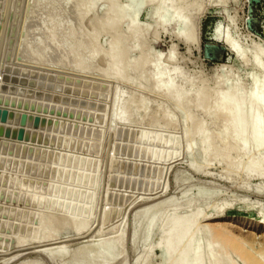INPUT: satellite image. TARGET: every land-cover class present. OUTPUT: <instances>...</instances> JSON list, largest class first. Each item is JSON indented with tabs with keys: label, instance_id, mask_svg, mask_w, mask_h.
<instances>
[{
	"label": "rangeland",
	"instance_id": "rangeland-1",
	"mask_svg": "<svg viewBox=\"0 0 264 264\" xmlns=\"http://www.w3.org/2000/svg\"><path fill=\"white\" fill-rule=\"evenodd\" d=\"M77 1L0 0V84L103 106L92 109L0 92L1 107L52 121L46 128L22 126L30 137L41 136L40 141L0 137V264H78L87 254L82 248L106 243L115 245L94 256L101 263L118 254L121 264H164L158 247L170 237L160 231L175 214H188V222L207 218L200 220L193 243L220 239L214 244L223 264H247L229 245L236 240L264 263V226L259 224L264 221V147L256 150L249 136L237 143L232 136L237 110L223 113L226 104L235 102L230 91L243 95L236 106L245 109L257 103L264 89V0H168L161 16L159 10L149 15L157 0H144L133 12L137 0H98L86 24L99 37L100 52L92 58L86 30L78 31ZM177 5L181 16H189L183 37L181 20L160 22ZM107 20L114 21V29L105 27ZM68 33L78 35L81 44L73 53ZM109 50L116 60L105 61ZM143 61L145 68L140 67ZM156 63L164 78L155 74ZM6 65L55 78L35 77L34 86L3 81ZM116 70L130 82L113 77ZM141 78L143 88L135 83ZM48 82L51 88L45 87ZM154 84L172 89L160 91ZM186 91L192 92L180 105L169 99L172 92ZM203 102L206 107H196ZM126 105L130 107L122 112ZM183 113L195 125L189 121L184 126ZM252 116L241 124L251 126ZM3 125L21 127L14 121ZM198 125L212 139L204 145L198 137L192 157L185 151L190 141L186 130L194 132ZM204 149L214 153L205 156ZM256 158L258 172L248 174L245 168ZM53 203L75 206L71 216L76 219L67 220V231L47 219ZM155 219L160 224L147 238ZM46 231L55 235L44 242ZM216 231L229 236L224 237L228 245L214 236ZM201 256L200 262L216 264L213 253Z\"/></svg>",
	"mask_w": 264,
	"mask_h": 264
},
{
	"label": "bare ground",
	"instance_id": "bare-ground-1",
	"mask_svg": "<svg viewBox=\"0 0 264 264\" xmlns=\"http://www.w3.org/2000/svg\"><path fill=\"white\" fill-rule=\"evenodd\" d=\"M66 1V0H65ZM98 0H79L78 2V6H74L76 7V14L78 15V18H79V24H80V33L82 34L85 30H86V33H87V36H88V39H87V43L88 45H90V52L91 54L88 55L89 58H92V56L94 54H97L96 52H100L99 51V45L97 44V33L95 31H93V28L89 30V27H86V24L87 22L89 23V21H91L89 18L91 16H93V14L91 15V12L92 10L95 8V5L97 3ZM144 0H137V2L134 4V6L132 7V12L135 10V9H139L142 5ZM152 1V0H151ZM168 0H157V4H156V8L153 9V11L150 12V16L154 15L156 13V10H157V13L160 12V15L161 16V11H163V9L165 8V5L167 3ZM76 4V2H75ZM112 4V3H111ZM115 4V3H113ZM132 5V4H131ZM110 7H112L110 5ZM55 8V7H54ZM13 9V8H12ZM111 9V8H110ZM59 10V9H58ZM159 10V12H158ZM179 10H180V6L177 5V7H175L170 13H168L166 19H162L160 18V22L161 23H167V22H170L171 20H176L179 21L181 20L183 22V29H182V35L181 37H183L184 35V32L186 30V23H187V19L189 18L188 14L187 16H181V14L179 13ZM35 12V11H34ZM75 12V11H74ZM67 13V12H66ZM124 13V12H123ZM157 13L155 15H157ZM49 14V13H48ZM125 14V13H124ZM128 14V13H127ZM114 16V15H113ZM119 16V15H118ZM124 16V15H123ZM60 17V16H59ZM129 17V16H128ZM17 18V17H16ZM63 18V17H62ZM70 18V17H69ZM126 18V16L124 17ZM107 19V18H106ZM127 19V18H126ZM125 19V20H126ZM99 20V19H98ZM102 20V19H100ZM124 20V19H123ZM53 21V20H52ZM114 22V21H113ZM107 20L106 23H105V27H110L112 29H114L115 25L114 23ZM119 22V21H118ZM102 23V22H101ZM117 23V22H116ZM115 23V24H116ZM123 23V22H122ZM70 25V24H69ZM123 25V24H122ZM58 26V25H57ZM68 26V25H67ZM89 26V24H88ZM97 26V25H95ZM79 27V26H78ZM110 28H108L109 30H111ZM88 29V30H87ZM54 30V29H53ZM73 30V29H72ZM75 30V29H74ZM69 31V30H68ZM71 31V30H70ZM77 29L74 31L76 33ZM72 33H74L73 31H71ZM79 33V34H80ZM50 34V33H49ZM60 34V33H59ZM49 36H52L53 37V34L49 35ZM66 36V35H65ZM76 37H78V35H74V34H71L68 33V38L70 39H73L72 41H74V48L69 50L70 52H74V50L78 51L79 47H80V43L77 42L76 40ZM51 38V37H49ZM47 39L49 40V42L51 43V39ZM99 38V37H98ZM97 38V39H98ZM16 39V38H15ZM227 39V38H226ZM47 40H46V43H47ZM55 40L52 39V41ZM42 42V41H41ZM65 42V41H64ZM45 43V42H44ZM57 43V42H56ZM56 43H53V44H56ZM72 43V42H71ZM227 43V42H226ZM61 43L57 44L60 46ZM100 44V43H99ZM230 41L229 43H227L226 45L228 47H231L230 46ZM45 45V44H44ZM52 45V44H51ZM68 45V44H67ZM66 46V45H65ZM41 47H42V44H41ZM44 48V47H43ZM60 49L62 48L61 46L59 47ZM114 48V47H112ZM111 48V49H112ZM81 49V48H80ZM110 49V50H111ZM234 49V48H233ZM33 50V49H32ZM108 51L106 52V55H107V60L105 59V61H108L112 58L113 60H116V57L117 55L112 53L111 51ZM236 50V49H234ZM65 51V50H64ZM116 51V49L114 50V52ZM28 54L31 56V53H29L30 51H27ZM34 52V51H33ZM72 52V53H73ZM116 53V52H115ZM126 53V52H125ZM242 53V52H241ZM263 53V52H262ZM71 54V53H70ZM75 54V53H74ZM85 55V54H84ZM104 55V56H106ZM244 55V54H242ZM39 56V55H38ZM245 56V55H244ZM97 57V56H96ZM32 58V57H31ZM75 58V57H74ZM94 59V58H93ZM98 59H99V56H98ZM97 59V62L101 61V60H98ZM104 60V59H102ZM96 60H94L95 62ZM150 61V60H149ZM93 62V61H92ZM100 63V62H99ZM98 63V64H99ZM145 61L141 62L140 64V67L141 68H145L147 66V64L145 65ZM151 63V62H150ZM154 63V62H152ZM84 64V63H83ZM101 64H102V61H101ZM99 64V65H101ZM114 64V63H113ZM103 66L105 65L104 63L102 64ZM102 66V67H103ZM108 66V65H107ZM99 67V66H98ZM155 71H156V75L159 74V76L161 75V69L159 67V65L156 63V66H155ZM97 69V67H95ZM110 68V66H109ZM108 68V69H109ZM75 70V69H74ZM83 70V69H82ZM99 70V69H98ZM124 72V71H123ZM106 73V72H105ZM111 73V72H110ZM110 73H108L110 75ZM124 74L126 75V73L124 72ZM124 74L122 73V71L120 70H116L115 72H112L111 75L113 77H115L116 79H119L120 81L122 79H124V81H129V79L124 76ZM157 76V77H159ZM109 77V76H108ZM161 77H163V75H161ZM164 78V77H163ZM161 79V78H160ZM159 79V80H160ZM118 80V81H119ZM130 82V81H129ZM92 83V82H91ZM137 85H140L141 86H146L145 84V78H141L139 81L135 82ZM136 86V85H135ZM139 87V86H138ZM155 89L157 90H163L165 91V89L167 88H171V87H164L163 85L161 86H158V85H155L154 86ZM143 88V87H141ZM145 88V87H144ZM172 89V88H171ZM174 90V89H173ZM90 91V90H89ZM159 91V92H160ZM216 91V90H215ZM158 92V93H159ZM192 91H189V92H178V93H171V96L169 97V99H171L174 103H177L180 105V102L181 100L185 99V97L187 96L188 93H191ZM194 93V92H193ZM192 93V95H194ZM199 93V92H198ZM197 93V94H198ZM215 93V92H214ZM227 93V91H226ZM235 99V102H232V103H229V104H226L225 107L223 108V113L224 114H228L230 112H232L233 110H237V113H236V116H235V119H234V122H235V125L237 127V129L232 132V136L234 139H236V142L239 143V142H242L246 136H249L250 137V140L252 142V144L254 145L255 149H260L261 147H264V121L261 123L260 122V119H261V116L262 114H264V89L262 90V93L261 94H258L256 96L257 98V103L255 102H252L250 104L249 107L245 108V109H237V101L241 100L242 97L240 96L239 92L238 91H235L233 90L232 92L230 91L229 92ZM228 93V94H229ZM200 94V93H199ZM222 94V93H221ZM118 95V94H117ZM121 95V94H119ZM206 95V94H205ZM210 95V94H209ZM208 95V96H209ZM226 95V94H224ZM198 95H196L197 97ZM207 96V97H208ZM205 97V96H204ZM208 101V100H207ZM205 102V101H204ZM203 103H198L196 105V107H201L204 108V106L206 107L207 105H205ZM133 103V102H132ZM132 103L130 104L132 106ZM141 103V102H139ZM206 103V102H205ZM210 103V102H209ZM15 104V103H14ZM48 104V103H47ZM142 104V103H141ZM18 105V104H17ZM58 105V104H57ZM130 105H126L121 111H126V109H128L130 107ZM147 105V104H146ZM25 106V105H24ZM141 106V105H140ZM73 107V106H72ZM68 108V107H67ZM210 108V107H209ZM80 109V108H79ZM113 109V107H112ZM199 109V108H197ZM53 110V109H52ZM73 110V109H71ZM26 111V110H25ZM138 111V109H137ZM175 111V110H174ZM212 111V110H211ZM111 112V111H109ZM205 112V111H203ZM253 114V116L251 117V122H252V127L247 125V124H241L243 119H245L246 116H249L250 114ZM38 114V113H37ZM183 122H184V126L185 124H188L189 121H193L191 120V118L189 117V115L187 113H183ZM208 115V114H206ZM50 117V116H49ZM146 118V117H145ZM194 122V121H193ZM192 123V122H191ZM59 125V124H58ZM194 125H195V122H194ZM199 127H194L195 129L198 128L201 130L200 128V125H198ZM188 127V125H187ZM190 127V126H189ZM46 128V127H45ZM25 129V128H24ZM34 129V128H33ZM27 130V129H26ZM192 130V129H191ZM151 131V130H150ZM37 132V131H36ZM186 135H188L190 137V141L186 147V150L187 151V154L188 155H191L193 150H194V145L196 144V140L197 138L199 137V139L204 143V145L206 144V141L208 142V138L209 136L211 137V135L203 132V131H198L196 129V131L194 130V132H191L189 129L186 130ZM147 136V135H145ZM145 136H143L145 138ZM149 136H147L148 138ZM161 139V137H160ZM210 139V138H209ZM212 139V137H211ZM210 139V140H211ZM249 139V138H248ZM147 140V139H146ZM164 140V139H163ZM246 140V139H245ZM156 141V139H155ZM248 141V140H247ZM161 142V140H160ZM159 142V143H160ZM164 142V141H163ZM245 142V141H244ZM250 144V143H249ZM252 145V146H253ZM161 147V146H160ZM201 147V146H200ZM204 148V147H203ZM145 149V148H144ZM256 149V150H257ZM263 149V148H261ZM166 150V149H165ZM214 153V150H206L204 149V151H201V153L205 156L207 155H210L211 153ZM32 154V153H31ZM196 154V153H195ZM194 154V155H195ZM193 155V154H192ZM191 155V156H192ZM211 156V155H210ZM193 157V156H192ZM253 157V156H252ZM251 157V158H252ZM163 159V158H162ZM258 158H256L255 160H253V163L245 168V171L248 173V174H256L258 172V167H259V164H258ZM264 161V160H263ZM205 165V164H204ZM201 166H203L201 164ZM127 168V167H126ZM200 168V167H199ZM203 168V167H202ZM243 168V167H242ZM243 170V169H242ZM137 179V178H136ZM9 187V186H8ZM258 189V188H257ZM262 190V189H261ZM75 211V206L74 205H67L65 207H62L60 208L59 206H57L55 203L52 204V207H50V210L47 211V219H51L53 221V225H56V227H58L59 229H61V231H67L68 230V227L65 226V223L67 222L68 219L70 218H75V217H72L71 214L74 213ZM75 214V213H74ZM73 215V214H72ZM138 217V216H137ZM143 217V216H142ZM187 217H190L188 214L182 216V215H170V217L168 216L165 224H163L164 226L161 228V231H160V235H162V232L164 231L166 233V235L168 234V236L170 237V239H167L169 240L167 243L164 242V244H159V249L162 251V256H163V259H164V264H208L209 263V260L208 262L204 261V262H200V256L201 254H203L205 251L206 252H211L214 254V257H213V260L216 262V264H223L224 260L222 259L221 257V254L222 252L219 251L217 249L218 247V244H214L216 243L217 241H219L221 239H223L224 237H228V235H226V233L223 231V232H220V231H216L215 235L219 240H217L216 242H209L208 244L207 243H201V242H194L193 243V240L195 239V237L197 236L198 234V230L197 227L199 225V222L200 220H205L206 217H196L194 218L193 220L189 221V218ZM157 218V217H156ZM209 218V217H208ZM46 219V218H45ZM44 219V220H45ZM76 219V218H75ZM139 219V218H138ZM160 219V217H159ZM159 219H155L154 221H152V223L150 224L149 228L147 229V238H150L152 236V234L154 232H156L157 230V227L158 225L160 224L159 223ZM207 219V218H206ZM42 219L40 218L39 221H41ZM165 220V219H164ZM77 221V220H76ZM163 221V220H162ZM183 222H185L183 224ZM260 225L264 226V221L262 223H259ZM75 227V226H74ZM76 230V228H74ZM73 229V231H74ZM44 232L42 231L41 234H43ZM34 234V233H33ZM83 234V233H82ZM213 234V233H212ZM55 234H53V231H46L45 234H44V239H42L41 241H44L46 242L47 239L49 238H53ZM36 236V235H35ZM231 236V235H230ZM234 237V236H232ZM43 238V236H42ZM51 238V239H52ZM228 238H224L225 240V244H226V240L228 242ZM233 239V238H231ZM39 240V239H38ZM49 241V240H47ZM37 243V241H35ZM231 242V240H230ZM243 242L241 241H238L236 240L235 241H232L231 244L229 245H232L233 249H234V252L236 250V254L239 255V257H241L242 259H244V261L247 263V264H264L256 255H254L253 253H251L249 250H247L246 248L243 247L242 245ZM18 244V243H17ZM98 244V243H97ZM224 243H222L223 245ZM111 245H115V244H111V243H106L102 246H99V247H91L89 246L88 248L87 247H84L82 248L83 251L86 250L87 254H85L86 258L79 262L78 264H121V258L117 255L113 256V257H107L105 259V263H101L102 261L100 260H95L94 256H98V255H102V250L101 248L102 247H109ZM117 245V244H116ZM228 245V244H226ZM18 247V246H17ZM115 247V246H114ZM118 247V246H116ZM231 248V247H230ZM228 248V250L230 249ZM59 249V248H58ZM116 249V248H115ZM57 250V249H56ZM81 250V249H80ZM53 252V251H52ZM55 252V250H54ZM62 252V251H61ZM85 252V253H86ZM116 252H119V248L118 250H116ZM54 254V253H53ZM58 254V253H57ZM64 254V252H63ZM55 255V254H54ZM65 256H68V253L66 252L64 254ZM212 255V254H211ZM115 257V258H114ZM202 257V256H201ZM204 259L206 260L205 258V255H203ZM212 257V256H211ZM84 258V257H83ZM203 259V260H204ZM209 259V258H207ZM263 259V258H262ZM80 260V259H79ZM228 261V260H227ZM68 262V261H67ZM75 264V263H74ZM210 264V263H209ZM231 264V263H230Z\"/></svg>",
	"mask_w": 264,
	"mask_h": 264
},
{
	"label": "water",
	"instance_id": "water-1",
	"mask_svg": "<svg viewBox=\"0 0 264 264\" xmlns=\"http://www.w3.org/2000/svg\"><path fill=\"white\" fill-rule=\"evenodd\" d=\"M4 72L2 74L3 81H10L11 83H19L21 85L27 84L28 86H34V78L39 77L38 80H44V78H48L50 81H53L55 78L53 74L45 73V72H38L36 70H29L27 68H19L17 66H8L4 67ZM8 74H12L11 77H8ZM16 75L20 77L17 79ZM26 76H29L30 79L26 81ZM36 86H41L38 83ZM46 88H51L52 83L48 82L45 86ZM0 92L13 94L18 96H25L27 98H35V99H44L53 102H61L64 104L70 105H78L80 107H88V108H98L102 109L103 106L101 104H96L94 102L86 101L83 99H76V98H68L65 96H60L58 94H50L49 92L42 93L39 90L33 91L31 89H25L24 87H15V85H6L5 83L0 84ZM12 121L18 122L21 127L15 128L10 127L9 125H3L4 123H11ZM50 119H45V117H39L37 115H27L26 113H18L13 112L12 110L7 109L6 107L0 106V137L11 139V140H25L31 139V141L41 140V136L34 137L29 136V132L22 128V126H33V127H45L51 125Z\"/></svg>",
	"mask_w": 264,
	"mask_h": 264
}]
</instances>
